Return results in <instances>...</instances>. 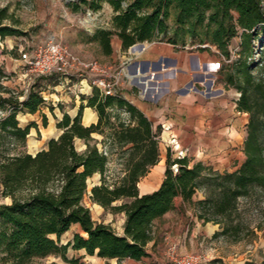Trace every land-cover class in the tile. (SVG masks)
Masks as SVG:
<instances>
[{"label": "trees", "instance_id": "1", "mask_svg": "<svg viewBox=\"0 0 264 264\" xmlns=\"http://www.w3.org/2000/svg\"><path fill=\"white\" fill-rule=\"evenodd\" d=\"M105 2L114 11L111 28L96 30L91 41L106 56L112 55V40L117 36L123 51L144 42L183 48L209 45L229 59L232 42L239 37L238 65L227 83L241 94L238 111L250 115L246 159L238 170L219 173L202 162L191 164L187 157L173 159L168 150L162 183L141 194L140 182L161 160L162 128L129 101L105 96L97 88L87 97L82 95L76 117L63 114L57 124L62 133L46 149L35 155L24 153L20 149L38 127L35 123L22 127L18 115L40 113L44 89L36 81L28 93L18 95L3 84L8 75L0 67V189L2 196L11 199V204L0 205V264H32L52 255L77 264L68 261L69 248L106 260L141 261L148 256L156 223L175 208L178 199L192 204L203 224L223 226L215 234L220 236L238 231L239 225L232 223L239 199L255 188L264 190V37H260L264 0H69L67 5L76 12H97ZM10 21L14 20L8 8H1L2 41L22 35ZM256 71L263 75L255 77ZM86 107L98 116L97 123L88 127L82 122ZM42 121L47 127L45 114ZM94 134L103 136V150ZM76 139L85 142L84 151L77 149ZM113 161L121 166L119 170H111ZM96 175L99 183L89 194L90 180ZM199 192L204 198L194 200ZM87 196L106 211L124 216L122 234L93 219L84 203ZM74 225L80 232L60 245Z\"/></svg>", "mask_w": 264, "mask_h": 264}, {"label": "rangeland", "instance_id": "2", "mask_svg": "<svg viewBox=\"0 0 264 264\" xmlns=\"http://www.w3.org/2000/svg\"><path fill=\"white\" fill-rule=\"evenodd\" d=\"M68 2L69 0H0V9L8 8V13L13 16L14 21L8 23L13 24L22 32V35L9 36L3 41L0 39V66L5 68L8 75V79L4 80L3 84L21 95L28 93L38 81L39 86L44 89L43 97L47 100L40 113L35 115L20 113L18 115L22 127L31 123H35L38 127L31 130L25 147L20 149L24 153L35 155L46 149L51 139L61 135L62 130L57 127V124L62 120V115L70 111L81 100V92L85 97L91 94L87 84L97 78L100 72L99 69L93 71L82 67L77 71L73 68L71 71L73 77L70 79L65 80L63 76H48L41 79L24 67L21 62V49L50 42L61 44L68 51L69 58L75 59L77 63L97 64L99 68L106 69L108 80L117 82L118 89L125 96L133 93L144 97L146 94H143V89L139 84L141 82L138 78L136 80L131 78L141 72L138 70L133 74V65L139 64L148 52L167 53L166 48L162 46L148 47L146 44V48L148 47L146 52L140 55L134 54L130 49L127 51L117 49L110 56L104 55L98 43L91 41V36L98 29L111 28L110 21L113 13L109 9L97 12L89 10L76 12L68 7ZM260 37H264V31L261 32ZM239 41V37L233 40L229 59L219 53L216 54V60L220 66L216 73L218 80L214 88H219L217 91L222 90V94L217 96H213V91L208 90L209 81L204 83L199 79L202 75L200 72L193 77H179L180 84H178L173 76L181 74L179 69L182 64L168 67V72L156 70L157 78L153 80L156 84L153 87L157 94L163 90H166L168 94L167 99H160L155 103L161 110L164 109V114L171 124L166 134L162 129L160 137V161H162L164 171L168 150L173 159L187 157L191 164L202 162L219 173L234 172L244 163L246 159L244 142L247 137L250 115L246 113L237 115V103L241 94L237 88L227 83L228 75L238 65ZM113 46L116 49V45L113 44ZM213 49L216 50L215 47ZM191 51L183 50V52ZM204 54L211 56L214 53L210 51ZM167 55L173 58L178 54L169 53ZM256 59H259L258 55ZM261 64L260 61L259 65ZM263 74L256 71L255 77H261ZM167 82L170 83L167 84ZM184 91L196 93L197 101L194 105L191 101V103L181 102V92ZM211 99L220 100L222 105H217L213 109H203L201 106L205 107L207 101ZM181 104L192 105V108L189 109L188 105L180 107ZM196 106L200 107L195 109ZM44 114L48 118L47 127L42 121ZM175 128L179 129L176 137L169 134ZM93 137L99 149L103 150L101 143L103 136L94 134ZM75 145L79 151L86 149L83 140L76 139ZM110 168L112 171H117L121 166L113 161ZM157 171V168L152 169L142 179L139 184L140 193L158 189L165 172ZM99 180V175L90 180L89 194L91 188L98 184ZM203 198V193L199 192L194 200ZM176 202L180 209V199ZM84 203L90 209L96 222L108 224L117 233H122L125 222L122 214H112L106 211L101 206L92 203L89 196L85 198ZM2 204H11V199L2 196L0 189V205ZM189 205L194 208L192 204ZM238 207V213L234 215L232 223L233 226L239 225L237 232L231 231L227 235L216 236L215 234L222 232L223 229V226L219 225V231L211 239L206 238L199 243L198 248L201 252L195 251L188 255L205 260V264H210L214 260H222L224 264H264V190L255 188L250 196L239 199ZM200 223L201 226L206 225ZM163 225L164 223L160 221L156 223L155 236ZM209 225L215 224L209 223ZM78 232L80 229L72 226L68 233L62 236L60 245L68 244ZM67 259L69 262L76 261L77 264H112L99 261L96 255H85V251L78 252L72 248L67 251ZM52 262L70 264L56 255L45 259H35L32 264H51Z\"/></svg>", "mask_w": 264, "mask_h": 264}, {"label": "crops", "instance_id": "3", "mask_svg": "<svg viewBox=\"0 0 264 264\" xmlns=\"http://www.w3.org/2000/svg\"><path fill=\"white\" fill-rule=\"evenodd\" d=\"M102 9H109L113 13L112 17L114 16V11L107 2L103 4ZM110 25H111V21H110ZM113 44L116 45V49L115 46H113ZM142 44L143 46H139L136 48V50H141L142 54L146 52V49L148 47H157V46H162L166 48L167 53L158 54L156 52H148L145 58L139 64L135 63L133 65L132 73L135 74L137 73L138 70H140L144 76L143 80L148 81L150 87L146 92H144L145 88L141 86L143 89V94L144 95L146 94L145 97L136 96L135 94L131 93V94H127L128 96H125V100L129 101L136 108H138L154 124L155 127L160 126L164 130V134L167 133L168 127H170L171 124L167 120L166 115L164 114V109L162 108L161 110V108H159L155 102H157L160 99H167L166 97L168 93L166 90H163L157 94L156 89L153 87L156 84L153 82V80L157 78V74L155 73L156 70L160 72L162 71L168 72L167 70L168 67L179 66L182 64V67H180L179 69L181 74L178 76L177 75L173 76V78L177 79L178 84H180L179 77L180 78L181 77L186 78L189 76L193 77L194 75H198V73L200 72L202 75H200L199 79L204 83L206 81H209L208 90L213 91V96L222 94V90L217 91L219 88L218 89L214 88L217 84L218 77L216 73L218 72V67L220 66V64L216 60L217 57L216 54H218V52L214 50L213 47L209 45L206 46L195 45V46H187L183 48L169 43H161V42H154V43L144 42ZM146 44L148 45L147 48H146ZM112 48H113V52H115L117 49L122 50V41L117 36H115L112 40ZM186 49L192 51L183 52V50ZM210 51H212L214 54L211 56L204 54V52H210ZM169 53H171V55L173 53H177L178 55L172 58L170 57V55H167ZM11 60L13 59L11 58ZM1 68H3L5 71L4 67ZM169 83L170 82H167V84ZM195 95L196 93L194 92L184 91L181 92L180 100L182 103L192 102V104L194 105L195 102L197 101V97H195ZM207 102L208 103H206L205 107L201 106L203 109L204 108L213 109L217 105L218 106L222 105L221 101L218 99H211ZM83 103L84 105H86V101H84ZM81 104L82 101L80 100L74 107H72L70 111L64 113L69 114L72 118L76 117ZM185 105L181 104L180 107ZM188 107L189 109H191L192 105H188ZM196 107L197 108L195 109H198V107L200 106H196ZM87 111H90V113L93 115V119L88 124L84 122V115ZM238 114H240V112L237 110V115ZM97 120H98V116L95 113V111L91 108L86 107L83 111V117H82L83 124L86 127H88L92 124H96ZM178 131L179 129L175 128L173 129V131H170L169 134L176 137ZM154 168H157L158 171L165 172L163 169L162 161H160L158 165H156ZM151 192L153 191H146L141 194H147ZM180 202H181L180 209L177 207L176 205L177 202H176L175 208L169 213H167L162 219L159 220L160 222H163L164 225L159 229L157 235L154 237V240L148 244L147 257L143 258L141 261L125 259L120 262L116 259L106 260L97 257L99 261L110 262L112 264H173L170 259V252L172 250H176L179 253L187 254V255L192 254L195 251L201 252L198 248L199 243L202 240H205L206 238L211 239V237L217 231H219L218 228L219 225H209L208 223L205 226H201L202 224L199 222L196 216L195 209L191 208L188 203L183 202L181 198H180ZM74 226L79 228L78 225H74ZM71 241L72 240H69V242ZM85 255H87L86 252ZM204 262L205 260H201V264L206 263Z\"/></svg>", "mask_w": 264, "mask_h": 264}, {"label": "built area", "instance_id": "4", "mask_svg": "<svg viewBox=\"0 0 264 264\" xmlns=\"http://www.w3.org/2000/svg\"><path fill=\"white\" fill-rule=\"evenodd\" d=\"M20 54L24 67L38 77L63 76L67 80L73 77L71 74L73 68L77 71L82 67L93 71L99 69L100 75L89 81L88 89L92 92L94 88H97L105 96L125 99V95L117 87V82L108 80L106 69L99 68L97 64L81 65V63H77L75 59L69 58L68 51L61 44L50 42L40 46H31L21 49ZM81 95H83L82 92ZM44 100L46 104V98ZM170 259L173 264L201 263L200 258L182 254L176 250L170 252Z\"/></svg>", "mask_w": 264, "mask_h": 264}, {"label": "bare ground", "instance_id": "5", "mask_svg": "<svg viewBox=\"0 0 264 264\" xmlns=\"http://www.w3.org/2000/svg\"><path fill=\"white\" fill-rule=\"evenodd\" d=\"M133 53L136 55H140L141 50H135ZM143 77L144 76L141 72H139V74L135 75V77L131 76V78H133L134 80H136L138 78V80L144 85V88H145L144 92H146L149 89L150 85H149L148 81L143 80ZM92 119H93V115L90 113V111H87L84 115V122L86 124H88Z\"/></svg>", "mask_w": 264, "mask_h": 264}, {"label": "water", "instance_id": "6", "mask_svg": "<svg viewBox=\"0 0 264 264\" xmlns=\"http://www.w3.org/2000/svg\"><path fill=\"white\" fill-rule=\"evenodd\" d=\"M139 46H143V44L140 43V44H138V45H134L133 47L130 48V51H131V52H134V51L136 50V48L139 47ZM139 84H140L142 87H144L143 84H141V83H139Z\"/></svg>", "mask_w": 264, "mask_h": 264}]
</instances>
